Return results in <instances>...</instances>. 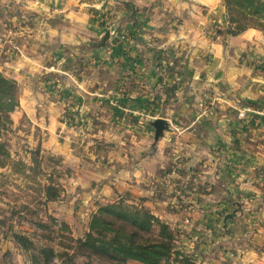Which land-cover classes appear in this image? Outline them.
Segmentation results:
<instances>
[{
	"label": "rangeland",
	"instance_id": "374dc122",
	"mask_svg": "<svg viewBox=\"0 0 264 264\" xmlns=\"http://www.w3.org/2000/svg\"><path fill=\"white\" fill-rule=\"evenodd\" d=\"M17 3V0H5L0 4L1 44L6 39L9 40V36L17 37L13 33L20 29L21 19H31L30 16L26 17L28 12L23 16L22 7ZM84 3L88 19L100 29L93 37L89 35L94 31L87 30L90 34L86 40L62 46L59 55H56L52 49L55 45L47 42L44 35L40 46H36L40 53L26 54L32 59V64L18 68L14 66L13 59H7L8 55L0 54V72L16 80L19 101L23 96L31 99L33 108L32 111L24 107L13 110V124L0 130L1 141L11 159H20L27 166L32 165L31 152L40 145V173L36 180L14 174L9 167H0V219L5 221L4 224L0 223V264H31L29 253L18 246L9 233L5 236L9 226H12V230L31 237L36 246H50L61 252L65 249L63 242L67 241L64 238L83 237L88 230L91 215L100 205L105 204L101 203L102 191H97L102 184L109 189L112 187L109 177L114 168L111 161L107 165L100 163L98 155L113 146L117 133L112 128L121 129L125 125L135 124L127 115L117 116L115 112L122 105L115 100L117 94L122 97L128 93V87L133 83L127 70L118 71L117 63L121 58L114 53L121 41L136 38L130 28L136 24L141 26L145 19H150L160 24V27H155L158 30L169 25L171 31H176L181 25L190 28L189 19L193 18L191 27L200 25L203 33L209 37L206 41H216V36L220 35L218 40L223 42L224 55H234L230 53L224 40V36L231 35L227 33L229 23L223 0H214L216 6L213 13L208 12L205 6L192 7L183 0L179 4L176 0H85ZM57 4L56 8H59ZM205 14L212 17L209 23L205 20ZM126 23L129 29L125 28ZM31 39L30 37L28 42H32ZM182 39L185 47L181 51L187 55L186 59L179 56L178 59L169 60L165 58L166 51L160 49L155 70L163 78V84L166 81V66L178 68L176 82L190 83L192 79H203L198 74L193 78L188 70L183 80V66L195 59L197 50L193 48L195 45ZM101 49L105 51L104 54H94ZM3 50L6 52L8 48ZM8 52L18 54L19 50L17 52L16 47L11 45ZM198 56L196 60H209L206 50H201ZM217 84L224 90L223 93L208 90L207 93L201 92L200 97L194 93L189 94V108L196 110L194 119L204 125L216 123L226 104V108L233 109L235 121L240 125L257 128L260 122H264L253 116V103L246 104L241 97L229 94L227 84ZM122 109L127 112L126 107L123 106ZM18 110L19 113L16 114L15 111ZM242 111H245L243 117L240 116ZM138 115L142 119L140 123L144 120L152 128L154 119L163 118L152 109L147 112L142 109ZM50 116L55 117L54 120ZM163 119L168 122V130L157 140L153 135L155 143L162 140L169 131L175 129V137L182 132L177 119L170 115ZM259 142L264 148V137ZM185 168L181 158L171 161L163 170L165 172L162 179L150 182L149 187H152L153 193H150L149 203L144 201L145 197H131L127 190L118 192L119 198L113 202L122 201L130 207L146 209L164 223L173 225L167 224L174 232L173 251L180 256L173 255L163 264H203L206 261L212 264H264V164L259 168L263 177L257 180L261 184H258L260 191L248 193L250 195L243 199L236 196L238 193H228L231 196L226 202L222 201L223 198H214V204L224 203L225 206L220 207L217 212L212 229L203 223L200 214L203 206L211 201L212 185L200 180L196 168L189 167L188 173ZM102 172L109 177L102 178ZM52 183L61 189L59 197L45 201L41 186ZM217 184L223 186L222 182ZM50 217L57 220L55 224H52ZM40 222L48 225L47 229L39 228ZM61 222L68 226L62 232L58 230ZM149 235L150 238L154 237L157 231L154 230ZM194 236L200 239L194 242ZM55 262L61 264V258H57ZM75 263L114 264L105 259H88L83 256L77 257ZM124 264L142 262L137 256H133Z\"/></svg>",
	"mask_w": 264,
	"mask_h": 264
},
{
	"label": "crops",
	"instance_id": "0c3cea01",
	"mask_svg": "<svg viewBox=\"0 0 264 264\" xmlns=\"http://www.w3.org/2000/svg\"><path fill=\"white\" fill-rule=\"evenodd\" d=\"M4 1L0 0V4ZM58 1L17 0L19 7H22L23 16L28 12L26 17L30 16L31 19L26 21L21 19L20 29L13 33L18 38L9 36L10 39H6L5 43L0 45V54L4 53L8 55L7 59H13L16 68L32 64V59L26 54L40 53L36 46H40L44 35L47 42L55 45L52 47L54 54L59 55L62 46L86 40L90 34L87 30L94 31L90 37L100 32L99 27L86 15L85 0ZM181 1L176 0L177 4ZM183 1L190 3L192 7L205 6L208 12L212 13L216 6L214 0ZM56 4L59 8H56ZM205 16L209 23L212 17L206 14ZM44 18L47 19L46 22ZM192 22L193 18L189 19L190 28L181 25L180 29L171 31L169 25L158 30L155 27H160V24L145 19L141 26L136 24L130 28L136 38L121 41L115 49L114 53L121 58L117 63L118 71L127 70L133 81L128 87V93L122 97L117 94L115 100L122 105L115 112L117 116L127 115L135 124L125 125L121 129L112 128L117 133L113 146L98 155L101 158L99 162L103 165L111 161L114 168L112 175L109 177L102 172L101 177H109L112 187L109 189L107 185L102 184L97 192L102 191L101 203L115 201L119 198L118 192L125 190L133 198L145 197L144 201L149 203L148 198L151 197L150 193H153L152 187H149L150 182L162 179L165 172L163 170L179 157L187 173L189 167H194L200 175V180L212 185L211 201H207L208 206L202 205L203 210L200 211L203 223L212 229L217 212L220 207L225 206L224 203L214 204V198L216 200L223 198L222 201L226 202L225 200H229L231 196L228 193H238L236 196L243 199L250 195L248 193L261 190L258 188V184H261L257 180L263 177L259 168L264 164V148L259 141L264 137V122H260L257 128L240 125L235 121L236 114H233V109L226 108L227 105L223 103L224 110L221 111L223 114H219L218 122L204 125L194 119L196 110L189 108L191 98L188 96L194 93L200 97L201 92L207 93L208 90L221 94L224 90L217 82H223L227 84L226 90L229 94L234 93L233 96L241 97L246 104L253 103L255 112L253 116L260 121L264 120V34L258 29L248 28L237 35L224 36L226 47L234 54L225 56L223 42L218 40L221 36L217 35L216 41H206L209 37L203 33L200 25H194L192 28ZM126 24L125 28L129 29L128 23ZM30 37L32 42L30 40L28 42ZM38 38L41 40H37ZM182 38H185L186 43L195 45L193 48L197 50L195 59H191L187 65L190 74H193V78L198 74L203 79L200 81L192 79L190 83L176 82L178 68L166 66L164 71L166 81L163 84V78L155 70V61L159 58L161 50L166 51L165 58L169 60L178 59L179 56L186 59L187 55L181 51V48L185 47L182 45ZM11 45L16 47L17 52L19 50L18 54L8 52ZM4 48H8V51L5 52ZM201 50L209 53L208 61L196 60ZM104 52L101 49L93 53L102 55ZM22 89L25 90L24 87ZM31 105V99L23 96L17 108L20 110L24 107L32 111ZM123 106L126 107V113L122 109ZM142 109L146 112L149 109L155 110L163 118L170 115L171 118L177 119L182 126L181 134L175 137L174 129L165 134L162 140L153 142V128L144 120L140 123L142 119L138 114ZM19 110L15 113H19ZM12 112L4 121L5 127L0 130L12 126ZM50 118L54 120L55 117ZM221 122L223 125H218ZM218 182H222L223 186L217 184ZM169 225L173 226L171 223ZM199 239L200 237H193V241ZM241 262L243 263V258ZM202 263L212 264L208 261Z\"/></svg>",
	"mask_w": 264,
	"mask_h": 264
},
{
	"label": "trees",
	"instance_id": "16d2710c",
	"mask_svg": "<svg viewBox=\"0 0 264 264\" xmlns=\"http://www.w3.org/2000/svg\"><path fill=\"white\" fill-rule=\"evenodd\" d=\"M227 21V33L237 35L248 28H255L264 34V0H223ZM19 105L18 86L13 78L0 72V129L5 127L4 121L8 114ZM31 166L22 160L11 159L4 143L0 140V167H9L14 174L23 175L36 180L40 173L39 147L31 152ZM39 184V183H38ZM41 186V185H40ZM45 201L56 200L60 190L58 186L48 184L41 186ZM41 191V189H40ZM52 224L56 223L50 217ZM0 223L5 221L0 219ZM46 224L40 222L38 227L47 229ZM68 229L66 223L61 222L59 231ZM154 230L157 235L149 237ZM10 234L14 242L29 253L31 264H56L61 258V264H76L75 259L100 258L114 264H124L129 258L137 256L142 264H163L173 255L180 256L173 251L174 232L159 217L138 207H130L122 201L100 205L91 215L88 230L83 237L73 239L67 236L63 242V251L58 252L54 247L36 246L31 237L23 232L7 229L5 236ZM72 243L70 244V242ZM192 264V263H187Z\"/></svg>",
	"mask_w": 264,
	"mask_h": 264
},
{
	"label": "water",
	"instance_id": "95a60500",
	"mask_svg": "<svg viewBox=\"0 0 264 264\" xmlns=\"http://www.w3.org/2000/svg\"><path fill=\"white\" fill-rule=\"evenodd\" d=\"M108 34V33H107ZM106 34V36H107ZM184 73H183V80L185 79V76L188 74L187 66L184 65ZM151 125L154 128V139L157 140L159 137L163 135V132L168 130V122L163 118H156L154 121H152Z\"/></svg>",
	"mask_w": 264,
	"mask_h": 264
},
{
	"label": "built area",
	"instance_id": "2783aa9c",
	"mask_svg": "<svg viewBox=\"0 0 264 264\" xmlns=\"http://www.w3.org/2000/svg\"><path fill=\"white\" fill-rule=\"evenodd\" d=\"M1 42H2V40L0 39V44H1ZM214 103V102H213ZM213 103H211V104H213ZM245 115V111H242L241 113H240V116L241 117H243Z\"/></svg>",
	"mask_w": 264,
	"mask_h": 264
}]
</instances>
